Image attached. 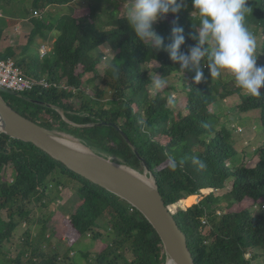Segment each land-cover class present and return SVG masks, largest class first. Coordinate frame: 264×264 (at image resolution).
I'll return each instance as SVG.
<instances>
[{"label":"trees","instance_id":"trees-1","mask_svg":"<svg viewBox=\"0 0 264 264\" xmlns=\"http://www.w3.org/2000/svg\"><path fill=\"white\" fill-rule=\"evenodd\" d=\"M75 1H34L30 18L33 28L26 47L37 35L56 31L51 65L29 58L34 69L30 74L26 57L17 59L8 51H0V58H13L27 76L49 82V86L37 83L22 94L51 106L15 95L5 96L9 104L43 126L76 136L93 150L144 173V162L120 131L98 121L118 124L156 176L167 206L187 235L196 264H255L259 257L264 264V143L255 151L256 163L249 165V151L237 148L232 130L214 110L220 100L238 98V112L258 114L264 130V87L260 96H252L238 85L231 87L221 77L211 78L204 60L200 67L204 79L195 83L196 69L192 71V65L183 72L166 50H154L140 42L126 15L121 16L116 9L102 14L86 2L74 13L45 19L47 7ZM246 6V27L254 26L255 34L264 33V0H247ZM35 12L40 15L35 16ZM192 12L191 0H184L178 14L169 13L154 24L165 49L173 42L174 26L184 30L181 53L190 54V49L198 45V38H193L196 27ZM3 37L0 30V42ZM262 43L264 53V36ZM104 45L115 55L100 73L106 54L95 51ZM41 68L47 77L39 74ZM157 75L161 79L175 76L177 81L174 86L164 82L162 89H154L152 80ZM98 79L100 83H96ZM174 90L178 99L173 104L168 96ZM197 159L203 167L194 163ZM5 168L12 178L0 176V249L19 226L16 215L28 220L32 211L25 209L26 204L47 195L50 178L51 182L55 178L58 185L64 178L77 183L80 200L70 217L54 229L56 235L80 239L92 233L101 246L93 259L91 251L77 249L75 262L166 264L160 236L136 207L71 170L33 142L0 133V170ZM225 198L232 203L222 207ZM255 207L260 208L259 213L253 212ZM103 219L108 220L107 225ZM107 227L112 230L107 235L96 231ZM26 235L29 240L30 233ZM126 246L132 259L125 255ZM256 248L261 252L253 251L246 257V252ZM58 258V253L49 254L36 245L6 258L4 263L58 264Z\"/></svg>","mask_w":264,"mask_h":264},{"label":"rangeland","instance_id":"rangeland-1","mask_svg":"<svg viewBox=\"0 0 264 264\" xmlns=\"http://www.w3.org/2000/svg\"><path fill=\"white\" fill-rule=\"evenodd\" d=\"M34 1L35 0H0V11L2 13V16L0 17V30L3 31L4 36L3 40L0 42V51L3 52V54L4 51H8L17 59L26 57L28 59L27 71L30 74H32L34 69H32L31 60L29 58L37 59V61L42 65H51V61H54L52 49L54 41L57 37L56 31H46L44 35H37L31 44L26 47V45L30 43L29 33L31 30L29 31V29L32 27V25H29V29L27 31L23 27L24 20L33 16L35 11V8L33 7ZM86 2L90 3L92 7L102 14L116 9L120 12L121 16H124L126 15L127 7L131 3V0H76L75 2L67 5H51L47 7L44 17L47 20H51V16L56 19L64 14L74 13L77 8H81L82 4ZM165 18L166 17L161 19ZM18 23L22 24V29L18 26ZM248 30L254 35L257 42V66H262L264 61V53L262 50V40L264 33L259 31V33L255 34L254 26H250ZM42 44H46L49 48V52L45 58H42L40 53ZM15 46L19 47L17 48ZM8 47L10 48L7 49ZM100 51L106 54L104 61L99 66V72L104 73L109 62L114 57L115 52L111 50L108 45H104L102 48L97 49L95 53L97 54ZM202 62L203 60L201 61L199 67L203 66ZM196 68L197 66L195 65L191 66L192 71H194ZM39 74L42 77H47V72L44 68L40 69ZM178 74L181 75L182 73ZM185 75H188V73H185ZM156 79L161 78L157 75ZM221 79H223L231 87L237 86L234 76L226 70L222 72ZM162 80L170 86H174L177 81V77L174 76ZM209 80L213 81V79ZM100 81L101 80L98 79L96 83H100ZM4 95L9 97V94ZM177 99V91H171L168 96L169 102L174 104ZM239 102L240 99L230 96L224 100H220L217 106H215L214 110L220 113V121L226 123L227 126L232 130V140L234 141V144L237 146V148L240 150L244 149L249 151V165H254L257 161L256 158L253 160L255 151L264 143V130L262 127H260L262 122L258 114L254 116H246L238 112L237 105ZM63 134L66 133H60L61 137L64 140L69 141V139ZM240 157L243 156L240 155ZM8 171L9 170L7 168L0 170V176L5 174L7 178H12L10 172ZM62 180V185H58L55 178L54 182H51L50 178V186L46 192L47 195L42 197L41 200H38L36 197L31 202L26 204L25 209H30L32 211L31 215L28 217V220H26L24 217L21 218L22 216L19 214L16 215V218L19 220V226L15 229L11 239L5 241L3 247L0 249V261H3L2 264H5L4 262L6 258L15 257L24 249L31 250L36 245L41 247L42 250L49 254H54L55 252L58 253V264H85L86 262L83 260L75 262V257L79 254L77 249L80 248L86 252L91 251L90 257L93 259L95 253L100 249L101 246L99 247L98 241L92 238V233H87L80 239L71 238L68 236V234H63L62 237H58V235L55 233L54 229L60 225L64 218L70 217L75 205L80 200V197L76 191L77 183L70 179L62 178ZM221 192L222 191L218 192V194L222 195ZM40 193L42 194L43 192ZM222 203V207H225L228 205L227 203H232V200H227L225 198V200L223 199ZM253 212L259 213L260 208L255 207ZM59 213H61V216H59ZM103 223L107 225L108 220L103 219ZM96 231L101 232L103 235H107L112 230L110 227H107V229L96 228ZM27 232H29L31 236L29 240L28 236L26 235ZM253 251L258 253L261 252V249L256 248L246 252V257H251ZM124 252L128 259H132V253L127 246L125 247ZM262 260L263 258L259 257L255 264H262Z\"/></svg>","mask_w":264,"mask_h":264},{"label":"clouds","instance_id":"clouds-1","mask_svg":"<svg viewBox=\"0 0 264 264\" xmlns=\"http://www.w3.org/2000/svg\"><path fill=\"white\" fill-rule=\"evenodd\" d=\"M198 45L190 49V54L180 52L185 43L184 30L172 28L173 42L165 49L164 39L153 25L169 13L181 11L184 0H131L127 7L126 20L139 41L154 49L166 50L170 59L185 71L190 65L197 66L195 83L204 79L199 65L207 61L211 78H219L223 71L231 73L236 84L252 96H260L264 87V66H257V42L245 25L249 7L247 0H191ZM152 86L162 89V79H153ZM194 163L203 164L197 159ZM174 166V165H173Z\"/></svg>","mask_w":264,"mask_h":264},{"label":"water","instance_id":"water-1","mask_svg":"<svg viewBox=\"0 0 264 264\" xmlns=\"http://www.w3.org/2000/svg\"><path fill=\"white\" fill-rule=\"evenodd\" d=\"M4 94L26 98L22 93L0 86V133L33 142L71 170L131 203L148 219L160 236L167 261L170 258L176 264H196L188 245L187 235L167 206L156 176L136 145L118 124L98 121L100 125L109 124L120 131L144 162V173L93 150L76 136L81 145L64 140L60 135L62 132L49 129L14 109ZM26 99L51 106L40 100Z\"/></svg>","mask_w":264,"mask_h":264},{"label":"built area","instance_id":"built-area-1","mask_svg":"<svg viewBox=\"0 0 264 264\" xmlns=\"http://www.w3.org/2000/svg\"><path fill=\"white\" fill-rule=\"evenodd\" d=\"M36 16L40 13L36 12ZM2 13L0 11V17ZM42 52L49 51L46 44L41 45ZM0 86L7 87L9 89L15 90L19 93L32 90L34 87L30 83H25L24 78L19 75L18 65L13 58H9V63L0 62ZM49 86V83H47Z\"/></svg>","mask_w":264,"mask_h":264},{"label":"bare ground","instance_id":"bare-ground-1","mask_svg":"<svg viewBox=\"0 0 264 264\" xmlns=\"http://www.w3.org/2000/svg\"><path fill=\"white\" fill-rule=\"evenodd\" d=\"M48 52L49 51H43L42 52V48H40V53H41L42 57H44L46 54H48ZM0 62L1 63H9V59L0 58ZM18 70H19L20 77L24 78L25 83H30L33 87H36L37 83H39L43 86H47V83H49L46 79L35 80L32 77L27 76L19 67H18ZM0 131H1V128H0ZM63 135H65V137H67L69 139V142H72L76 145H81V142L77 138H75L71 135H66V134H63ZM168 261H169V264H176L170 258L168 259Z\"/></svg>","mask_w":264,"mask_h":264},{"label":"crops","instance_id":"crops-1","mask_svg":"<svg viewBox=\"0 0 264 264\" xmlns=\"http://www.w3.org/2000/svg\"><path fill=\"white\" fill-rule=\"evenodd\" d=\"M29 25H32V27H30V29H29ZM18 26L21 27V29H22V24H19V23H18ZM23 27H24V29H26L27 31H28V29H29V31L32 30V28H33V23L31 22L30 18L24 20V26H23ZM8 34H9V33H8ZM13 35H15V34H13Z\"/></svg>","mask_w":264,"mask_h":264}]
</instances>
